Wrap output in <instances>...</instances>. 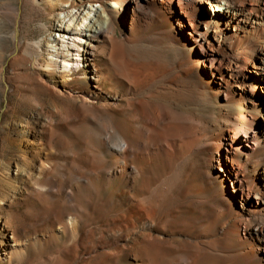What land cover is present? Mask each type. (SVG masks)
<instances>
[{
    "label": "rangeland",
    "instance_id": "1",
    "mask_svg": "<svg viewBox=\"0 0 264 264\" xmlns=\"http://www.w3.org/2000/svg\"><path fill=\"white\" fill-rule=\"evenodd\" d=\"M53 1L0 0V264H195L188 263V252L154 251L149 241L121 228L124 212L129 219L133 195L145 198L157 215L167 214L170 229L198 216L194 209L180 207L188 167L158 162L142 176L147 182L141 177L122 180L108 171V150L120 142L114 128L122 116L105 94L124 90L108 81L95 89L84 79L83 66L74 80L45 70L52 53L65 61L62 50L51 47L63 5ZM74 1L86 12L87 5ZM114 2L118 0L90 4ZM133 6L113 13L110 55L96 60L109 79L123 78L127 62H152L163 76L178 61L171 24L151 15L149 0H141L142 9L135 14ZM70 60L79 65L74 56ZM197 78L193 73L189 80L196 83ZM223 100V94L212 93L211 98L176 90L163 104L169 113H187L201 128L216 133L228 113ZM142 230L139 226L137 231ZM202 263L212 264H196Z\"/></svg>",
    "mask_w": 264,
    "mask_h": 264
},
{
    "label": "bare ground",
    "instance_id": "2",
    "mask_svg": "<svg viewBox=\"0 0 264 264\" xmlns=\"http://www.w3.org/2000/svg\"><path fill=\"white\" fill-rule=\"evenodd\" d=\"M60 1L51 47L62 50L65 61L52 53L45 70L67 73L74 80L83 66L84 79L95 89L108 81L124 90L105 94L122 116L113 127L120 142L108 150L107 170L122 180H135L158 162L188 167L180 207L194 209L198 216L170 229L167 214L157 215L145 198L132 194L129 219L124 212L121 228L149 241L154 251L188 252V263L264 264V0H149L151 15L171 24L177 64L161 76L152 62H127L123 78L115 80L96 60L110 55L113 13L132 3L135 14L142 9L141 0H118L100 8L90 4L98 0H79L88 6L86 12L74 0ZM193 73L196 83L189 80ZM180 78L184 81L178 85ZM176 90L211 98L212 93L223 94L228 113L217 126L219 132L201 128L187 113H169L163 101Z\"/></svg>",
    "mask_w": 264,
    "mask_h": 264
}]
</instances>
